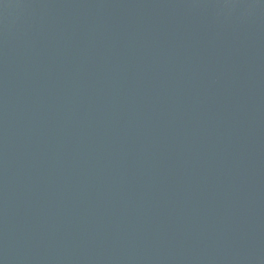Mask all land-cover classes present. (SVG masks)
I'll return each mask as SVG.
<instances>
[{"label":"water","instance_id":"obj_1","mask_svg":"<svg viewBox=\"0 0 264 264\" xmlns=\"http://www.w3.org/2000/svg\"><path fill=\"white\" fill-rule=\"evenodd\" d=\"M0 264H264V0H0Z\"/></svg>","mask_w":264,"mask_h":264}]
</instances>
